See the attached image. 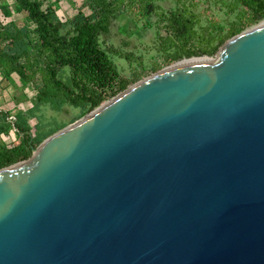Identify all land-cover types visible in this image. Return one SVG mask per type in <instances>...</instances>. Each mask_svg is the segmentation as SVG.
I'll return each instance as SVG.
<instances>
[{"label":"water","instance_id":"water-1","mask_svg":"<svg viewBox=\"0 0 264 264\" xmlns=\"http://www.w3.org/2000/svg\"><path fill=\"white\" fill-rule=\"evenodd\" d=\"M216 57L0 168V264H264V20Z\"/></svg>","mask_w":264,"mask_h":264},{"label":"trees","instance_id":"trees-1","mask_svg":"<svg viewBox=\"0 0 264 264\" xmlns=\"http://www.w3.org/2000/svg\"><path fill=\"white\" fill-rule=\"evenodd\" d=\"M14 2L34 29L32 35L22 34L13 21L0 22V74L15 73L22 83L34 84L41 100L16 112L14 126L22 137L14 146L2 140L12 124L9 112L0 110V168L27 159L31 146L36 147L50 132L42 131L41 104L53 110L64 104L74 106L79 109L78 118L140 77V73L135 78L124 77L111 59V55L134 59V52L124 48L128 40H121L119 47L106 44L115 21L128 7L153 4L142 27L154 25L161 49L174 47V59L213 55L231 34L264 18V0H233L228 12L239 8L236 16L242 21L239 27L232 22L226 33L215 19H208L209 8L197 9V0H176V6L166 10L155 0H84L89 13L78 10L65 20L55 10L44 9L41 0ZM153 14L156 20L149 24L147 16ZM203 17L207 24L201 23ZM32 117L37 118L34 128L28 123Z\"/></svg>","mask_w":264,"mask_h":264},{"label":"rangeland","instance_id":"rangeland-1","mask_svg":"<svg viewBox=\"0 0 264 264\" xmlns=\"http://www.w3.org/2000/svg\"><path fill=\"white\" fill-rule=\"evenodd\" d=\"M42 7L44 9L51 8L55 10L57 16L61 20H65L75 14L78 10H82L85 13H89V9L83 4L84 0H41ZM200 8H209L207 10L208 19L213 18L216 21V25L222 28V33L229 31L230 25L233 22L235 27H239L241 18L236 16L237 11L229 13V5L233 0H197ZM163 9H169L176 6V0H155ZM153 4L142 3L139 5H133L127 8L125 13L119 15L115 21L109 40L106 44H113L114 46H120L121 40H128L129 44L124 47L125 50H131L134 52V59L128 60L123 57L111 55V59L116 64L120 73L126 78H135L136 73H140V77L129 83L130 87L136 82L168 67L169 65L183 59H174L171 57L174 51V47L167 50L161 49L159 40L157 38L155 26L142 27L145 22V16L153 10ZM205 14V15H206ZM137 19V21H136ZM147 19L150 23H154L156 17L148 15ZM264 20L261 19L256 22H252L245 27H242L238 31L231 34L224 43H228L234 40L238 35L249 30L250 28L258 25ZM13 21L22 34H31L34 29L32 22L28 21L22 12L16 10L14 0H0V22L5 24ZM208 21V20H207ZM205 17H203L202 24H207ZM223 43V44H224ZM189 46H196L189 44ZM222 46V45H221ZM220 46V47H221ZM218 52V50H217ZM217 52L208 57L216 58ZM203 56V55H199ZM67 72H65L66 76ZM126 88V89H127ZM120 91L119 93H121ZM117 93V94H119ZM116 94V95H117ZM41 100L36 87L32 83H22L17 74L12 73L8 77L0 74V110H6L8 112H19L26 110L33 106L36 102ZM105 102V101H104ZM42 118V131L49 132L37 146H40L49 137L57 134L62 129L70 126L81 117H76L79 113V109L64 104L59 110H53L46 104H41ZM84 116V115H83ZM36 117L29 119L28 123L31 128H34L36 123ZM22 135L14 134L10 131L2 136V139L6 143H19Z\"/></svg>","mask_w":264,"mask_h":264},{"label":"built area","instance_id":"built-area-1","mask_svg":"<svg viewBox=\"0 0 264 264\" xmlns=\"http://www.w3.org/2000/svg\"><path fill=\"white\" fill-rule=\"evenodd\" d=\"M15 115H16V112H13V111H10L9 112V115H8V120L11 122V128L8 130V132H6V133H3L2 135H1V137L4 135V134H7V133H9L10 131H12L14 134H16V133H18V131H17V129H16V127L14 126V121H15ZM18 134H20V135H22V133H18ZM3 140V139H2ZM15 144H18V143H7V145L8 146H14Z\"/></svg>","mask_w":264,"mask_h":264},{"label":"bare ground","instance_id":"bare-ground-1","mask_svg":"<svg viewBox=\"0 0 264 264\" xmlns=\"http://www.w3.org/2000/svg\"><path fill=\"white\" fill-rule=\"evenodd\" d=\"M230 42H231V41H230ZM230 42H228V43H226V44L228 45V44H230ZM224 48H225V47H224ZM224 48H223V49H224ZM216 58H217V57H216ZM216 58H215V59H216ZM54 137H55V136H52V137L48 138V139L42 144V146H44L47 142H49V141H50L51 139H53Z\"/></svg>","mask_w":264,"mask_h":264}]
</instances>
